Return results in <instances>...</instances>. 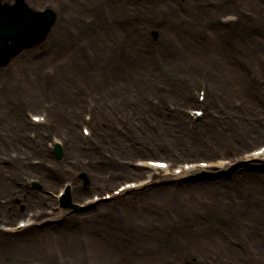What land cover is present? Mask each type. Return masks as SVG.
Instances as JSON below:
<instances>
[{
    "label": "rangeland",
    "instance_id": "rangeland-1",
    "mask_svg": "<svg viewBox=\"0 0 264 264\" xmlns=\"http://www.w3.org/2000/svg\"><path fill=\"white\" fill-rule=\"evenodd\" d=\"M26 1L35 10L46 6L53 8L59 21L45 43L25 51L12 60L6 69L0 68V90L5 88L9 97L5 107L0 104V118L5 128L11 127L13 122L22 117L26 119L27 110L58 113L68 117L63 119L66 126L78 127L82 123L84 113L90 110L95 117H104V121L113 122L112 126L103 122L100 124L96 129L98 139L94 136V141L87 144L90 149L98 151L92 147H99L97 140L118 142L117 135H124L126 127L137 128L136 144H139L140 140L149 143L148 138L143 139L148 133L140 131V123H152V120L143 115L138 123L135 121L136 124L131 125L128 116L153 112L162 113L157 114L160 117H167V112L171 111L170 106L174 107L175 111L193 108L194 105L186 102L184 97L190 95L192 90L198 91L201 88L209 89L210 97L216 102L215 107L209 109L212 112L209 116H220L222 112H226L239 124L253 116L264 118V54H261L262 58L256 59L257 64L251 57L252 51L257 48L264 53V0H226V7H219L220 4H225V0H160L161 3H156V11H152L149 19L140 14L144 0H129L130 6L126 5L124 0H115L114 4L117 3V6L111 10L107 19L109 22H103L100 26L101 19L98 20L88 37V33H84L83 20L91 21V8L94 7L92 4H96L95 7L100 6L102 11L104 4H101L100 0ZM173 7L181 10L174 18ZM227 14L238 16V22L241 23L230 30L220 31L226 34L229 40L222 41L217 47L218 44L213 45L212 39L204 35L214 31L201 30L207 25L206 22H220ZM108 25L117 28L108 29ZM172 25L178 30L185 29L188 38L184 39L180 33L174 32ZM260 25L262 30L258 29ZM126 27L130 31L125 29ZM243 27L249 35H253V30L260 31L250 43V48L245 47L237 35L238 30ZM154 32L158 36L156 40L153 38ZM132 34H136L135 40L132 39ZM101 36H104L100 43L104 49L101 51L102 57L100 54L94 55L99 52L97 42ZM93 45L96 46V51L92 54L90 48ZM134 48L138 50L128 55ZM74 53L78 54L85 68L97 71V76H78L77 69L80 65L73 63L77 59ZM115 55L124 57L117 58ZM160 57H176L174 61L178 63L160 62L150 67L149 64ZM69 72L72 73L64 80ZM170 74L174 75V81H168ZM10 83L14 84V90ZM25 98V105L17 111H9L13 103L16 104ZM28 99H31L30 104ZM212 119L206 118L205 121L209 125H215ZM198 126L194 131L201 132L181 133L174 130L166 138H158L159 145L168 142L182 154L178 155L180 157H169L180 162L190 157L195 161L216 160L222 156L231 158L251 148L246 145L240 149L236 148L234 142H238V139L234 137L228 142L217 143L210 151H204L201 149V139H204L205 144L212 129L204 125V120ZM108 127L111 128L110 132L106 131ZM232 128L235 129L233 124ZM240 129L236 128L235 133L242 135ZM26 132L29 133L30 129H26ZM258 138L260 140L253 147L264 144V133L262 138ZM75 142L79 144L78 141ZM155 142L157 140L150 143L155 145ZM22 148L23 146H18L15 149ZM168 150L171 152V147ZM143 153L139 147H134L128 157L137 158ZM149 154L151 153H147ZM149 157L154 158L152 155ZM50 160L51 163H59L54 158ZM244 167L238 174L242 175L247 170L248 166ZM94 168L95 173L100 176H95V187L86 189L83 197L102 193L115 187L123 179H131L129 174L123 177L115 176L119 175L123 167L107 162L106 159ZM17 171L21 173L19 180L22 175L29 174L24 170ZM224 176L220 174L218 179ZM216 177L217 174L207 176L206 179ZM239 178L247 180L248 176L242 175ZM157 179L161 180L163 177L159 176ZM181 183H163L143 193H131L126 199L99 205L98 209L83 215L76 237L68 236L69 232L63 228L57 229L58 233L50 232L47 236L45 234L49 231L35 234L32 236L35 246L23 247V252L3 250L0 264H48L46 262L56 258V253L59 254L58 259H62L61 252L64 253V259L70 257L75 264H101L103 261L102 264H107V260L111 264H191L194 261H197V264H223V261L225 264H239L240 259L253 260L258 264L264 257L257 244L258 241L264 244V191L252 195V186L248 183L243 186L245 189L242 191H239L235 184L222 190L216 189L211 195L199 183L190 182L180 187ZM12 186L11 196L15 194L14 196L19 197L16 192L18 187L15 184ZM13 198L17 208H21L23 200ZM98 210L103 212L93 215L98 214ZM92 215L96 217L90 220ZM216 218L224 222L226 227ZM200 222L216 226L220 224V230L225 229L222 232L226 238L223 239L225 242L207 241L203 245L195 242L194 238L201 236ZM241 232L249 233L256 240L248 239ZM179 237L184 244L190 246L179 250L172 249L170 244ZM90 241L93 244L91 251ZM11 242L20 246L17 242ZM101 243L109 245L112 251L110 255L103 257L105 254L97 251L96 246ZM6 244L9 245V242ZM204 245L206 249H200ZM227 248L242 252L232 255L228 252L224 255Z\"/></svg>",
    "mask_w": 264,
    "mask_h": 264
},
{
    "label": "bare ground",
    "instance_id": "bare-ground-1",
    "mask_svg": "<svg viewBox=\"0 0 264 264\" xmlns=\"http://www.w3.org/2000/svg\"><path fill=\"white\" fill-rule=\"evenodd\" d=\"M101 1L104 4V6L102 7V12H101L102 15L100 17V19H101L100 26L103 24V22H109V20L107 21V19H109L110 12H111L112 9H115V7L117 6V3L114 4L115 0H113V1L101 0ZM124 2L126 3V5L128 4V6H130V1L129 0H126V1L124 0ZM156 3H161V2H160V0H144V3L142 5V9H141L140 14H142V16L145 19H149L151 17L152 11H154V12L156 11ZM221 5L224 6L223 4H220L219 7H221ZM173 12L174 13L172 14V16L174 18L175 16H177L176 14L181 12V10L178 7L177 8L173 7ZM97 22L98 21H96L95 24H97ZM116 28L117 27H115L113 25H108V29L115 30ZM125 29L130 31V29L127 28V27ZM151 29H154V27H151ZM258 29L262 30V26L260 25L258 27ZM172 30L174 32L180 33L183 36L184 39L188 38V33L186 32L185 29H179L178 30V28H174L173 25H172ZM211 31H214V32H210V34L209 35L207 34L206 36L212 39V43H214L213 45L218 44L217 47H219L220 46L219 43H221L222 41L223 42H227L229 40V38H228V36H226V34L220 33V31H222L221 28L216 27V28L212 29ZM85 32H87V31L84 30V33ZM252 32H253V35H249L247 30L245 29V27H243V29H241V30H238V34L237 35L244 42L243 45L245 47L250 48V43L253 40L256 39V37L259 35L260 31L253 30ZM87 33L88 34L85 33L87 35V37L92 34L91 32H87ZM135 35L136 34H132V39L133 40H135V38H134ZM103 37L104 36H101L99 38V41L97 42V48H98L99 52L95 53V51H96V46L95 45H93V47L90 48L91 53H95L94 54L95 56H96V54H100L101 57H102V52L101 51H104V49L101 48L100 43L102 42L101 39ZM184 46H185V44H184ZM92 49H93V52H92ZM136 50H138V49L134 48L132 51H130V53H128V55H130L131 53H133ZM220 50H222V49H220ZM118 54H119V52H118ZM261 54H264V53H261L260 48L254 49L252 51V56H251L252 59H253V62L256 63V59L262 58ZM74 55L76 56L77 59H75L73 63L75 64V62H77L80 65L79 69H77V72L79 73L78 76H80L82 78H83V76L84 77H86V76L91 77L92 75H94V76L96 75L97 76V71H91V70L85 68L83 66L78 54L74 53ZM115 57L123 58L124 56L120 57L119 55H115ZM175 58L176 57H169V58L160 57L155 62H152L149 65H150V67H154L155 65L159 64L160 62H174L175 64H177L178 61H174ZM96 59H99V58L96 57ZM180 59L181 60H185V58H183V57H180ZM216 67H217V70H219V73H220V69L218 68V66H216ZM77 72L73 71V73H77ZM71 73L72 72H69L68 74H66L64 80ZM73 80H74V78L71 79V81H73ZM168 81H174V75L173 74H170V77H169ZM67 84H70V83H67ZM3 92H4V94L8 93V91L5 88L3 89ZM2 101L4 102V97H3ZM210 129H212V132L210 133V135H209L208 139L206 140L205 144H204V139L203 138L201 139L203 141L201 149H203L204 151H205V149H207V151H210L211 148L213 146H215L217 143L220 144V143H222L223 141H226V140H228V141L229 140H233L234 137L236 139H238V142H234V145H235L236 148H240V147H237L238 144H241L242 146H245L246 144H247V146L249 145L248 135L252 132V130L249 128L248 125L243 127L242 135H238L237 132L235 133L234 129H232V127H231V123H229L227 121H218V122H216L215 127L211 126ZM263 129H264V125L258 129V131L255 133V135H261L262 132H263L262 131ZM204 136H206V133H205ZM241 165L242 166H248V168L246 170V174H245V176H248L247 180H241L239 178V176H242L241 174H238L239 170H241V168H242ZM239 166L241 168H237L235 170H232V171L228 172L230 174L229 177L227 176V173H226V174H224L225 176L223 178L218 179L216 177L218 180L216 178L208 179V180H205L203 182H200L199 184L201 185V187L204 190H208L206 192H208L211 195H213L216 192V189L217 190H222V189H224L227 186L233 187L235 184H237V188L239 189V191H242L243 189H245V187H243V186L247 185L248 183H249L250 186H252V188L250 189V193L252 195L253 194H257L259 191H264V167L263 168H259L256 165H252V164H248V163H246V165L241 163V164H239ZM12 169H20V167L19 166H15ZM128 173H131L130 170H124V172H122V175H120V176L122 177V176H124L125 174H128ZM3 183L5 184L4 181H3ZM168 187H170V186H168ZM19 190H21V189L19 188ZM91 219H92V217H91ZM216 220L221 222V220L218 219V218H216ZM222 224L224 225V227H226V224L224 222ZM200 225H201V228H202L200 235L203 236L204 238H201V236L197 235L198 237L194 238L195 242H199L201 245H203L207 241H209L211 243L212 242L213 243H223L224 242V240H223L224 235L222 234V232L225 229L220 231V224H218L219 226H216V225H207V222H200ZM242 233H243V235L248 237V239L256 240L249 233H247V232H242ZM159 242L161 244V240H159ZM257 244L259 245L260 249L264 253V244L259 242V241L257 242ZM189 246H190V244H184L183 241H182V238H180V237L176 238L170 244V247L172 249H174V250L175 249L179 250L180 248H187ZM96 249H97V251H101L100 253L103 252V254H105V256H103V257H106V256H108V255H110L112 253L111 248L109 247V245H105V244H102V243L98 244L96 246ZM200 249H206L205 245L202 246ZM237 251L238 250L235 249V248H231V249L227 248V249H225V253L226 254L228 252L233 253V252H237ZM108 264H111V263L108 261ZM191 264H197V261H194ZM223 264H225L224 261H223Z\"/></svg>",
    "mask_w": 264,
    "mask_h": 264
},
{
    "label": "snow or ice",
    "instance_id": "snow-or-ice-1",
    "mask_svg": "<svg viewBox=\"0 0 264 264\" xmlns=\"http://www.w3.org/2000/svg\"><path fill=\"white\" fill-rule=\"evenodd\" d=\"M35 119H39V117H35ZM85 132H87V129H85ZM260 153H264V148L260 149ZM260 153H257V154H260ZM161 166L163 167L164 165H161Z\"/></svg>",
    "mask_w": 264,
    "mask_h": 264
}]
</instances>
